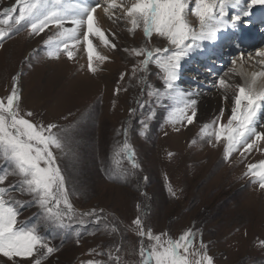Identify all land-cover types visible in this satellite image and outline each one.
Here are the masks:
<instances>
[{"label":"rangeland","instance_id":"374dc122","mask_svg":"<svg viewBox=\"0 0 264 264\" xmlns=\"http://www.w3.org/2000/svg\"><path fill=\"white\" fill-rule=\"evenodd\" d=\"M100 2L103 5V0ZM129 2L117 0V4ZM9 7H18L16 0H0V19ZM193 7V0H189L187 18L198 29V18L191 14ZM100 11L113 27L106 35L116 48L92 38L97 51L109 58L93 62L95 74L88 69L86 42L78 45L74 59L69 60L63 51L59 59L47 56L44 41L55 34V28L33 36L22 23L18 26L21 30L0 48V98L6 99L13 77L19 75L21 115L32 112L33 116L26 118L38 125L55 124L53 131L70 139L67 154L53 151L74 209L78 213L96 209L102 217L99 223L94 217H83V225L73 221L70 229H57L40 219L42 210L32 195L16 190L12 195L23 202L18 208V226L39 223L41 234L58 249L43 264H85L88 260L116 264L109 260V252L119 256L118 264H141L142 238L133 223L137 218L142 220L144 230L151 229L154 235L166 233L178 239L192 230L196 233L195 247L199 248L202 240L214 264H264V190L245 175L248 165L264 160V142L243 155L241 149L226 158L224 141L217 143L214 138L200 135L203 125L220 117L222 109L225 124L231 115L235 89L221 90L214 86L216 80L223 77L233 86L247 83L237 73L240 52L232 49L233 44L227 47L219 41L213 44L210 55H204L200 52L208 44L204 41L182 61L177 84L186 92L196 93L197 116L191 125H173L167 118L174 102L148 94L155 89L164 91L159 68L151 63L146 73L141 72L139 61L143 57L124 51L140 47L171 50L172 46L155 33L149 40L142 27L129 32L131 25L126 20L114 22L104 15L103 7L97 9ZM113 11L122 15L120 8ZM123 24L129 44L122 35ZM256 25L259 28L253 27V33L260 39L262 25ZM263 47L264 41L255 46L253 53ZM219 90L228 91L231 103L224 101L215 114L198 119V107H209ZM261 125L264 110L258 113V130H264ZM64 129H68L67 134ZM125 142L135 152L138 168L132 167L127 152L121 150ZM4 167L0 159V168ZM19 180L9 176L0 186L18 185ZM143 243L147 246L151 242L145 237ZM17 261L32 264V260ZM0 264L13 261L0 256Z\"/></svg>","mask_w":264,"mask_h":264},{"label":"snow or ice","instance_id":"6c2138e0","mask_svg":"<svg viewBox=\"0 0 264 264\" xmlns=\"http://www.w3.org/2000/svg\"><path fill=\"white\" fill-rule=\"evenodd\" d=\"M193 3L191 14L198 18V29L187 18L189 0H130L128 4H117V0H103V5L100 0H95V3H89L88 0H16L18 7L3 10L4 16L0 19V48L4 47L7 39H11L21 30L18 26L22 23L33 36H40L46 30L55 28V34L44 41L47 56L50 59H59L63 51L69 60L74 59L78 45L86 42L88 69L95 74L97 67L93 62H103L109 58L97 51L92 38H99L111 49L116 48V44L108 39L105 30L100 26L97 17V9L103 7V12L110 20H126L131 25L129 32L142 27L149 40L154 33L168 40L171 50L140 47L125 48L124 51L143 57L139 61L141 72L146 73L151 63L159 68L164 91L155 89L148 94L157 99L165 96L174 102L168 122L173 125H191L197 116L198 101L194 98L196 93L186 92L178 87L182 61L201 43L215 42L219 38L218 34L225 31L233 33V46L243 59L244 37L239 34L240 26H255L252 19L255 17L253 9L259 7L264 13V0H193ZM117 8L122 9L121 16L113 11ZM229 8H237L238 11L234 16H229ZM15 13L18 14L14 17ZM255 23L264 26V14ZM255 56L264 57V49L256 50ZM232 63L235 65L236 62ZM135 72L134 68L133 73ZM259 77H264V72L253 73L250 83L233 86L223 77L215 82L214 86L220 89H235L231 115L225 124L222 120V109L220 117L203 125L200 135L202 138H214L217 143L224 141L226 158L241 149L243 155L264 142V130L257 128L258 113L264 110V85L257 87ZM143 80L141 77V82ZM18 82L19 75L14 76L10 94L6 99L0 98V159L6 164V167L0 168V185H4L9 176L20 178L18 185L0 186V256L13 261V264H18L17 258L32 260V264H43L44 259L58 249L51 246L49 237L41 234L39 223L18 226V208L23 202L15 199L13 191L19 190L32 195L35 204L42 210L40 219L57 229H70L73 221L83 225V217H94V222L99 223L102 217L96 209L86 213H78L74 209L65 176L53 151L56 149L65 152L70 139L67 135L53 131L57 128L55 124L38 125L26 118L33 116L32 112L21 115ZM224 99L227 100L228 97L225 96ZM144 127L146 129L147 124ZM63 132L67 134L68 129ZM192 143L195 144L196 141L193 140ZM121 150L127 152L132 167L138 168L131 145L125 142ZM247 167L245 175L250 176L253 183H258L259 188L264 190V160ZM169 191H172L171 188ZM172 194L175 195L174 192ZM133 223L142 238L139 250L141 264H214L213 256L208 254V246L202 240L199 248L195 247L196 233L192 230L186 231L178 239H173L166 233L154 235L151 229L145 231L139 218ZM145 237L151 242L147 246L143 243ZM116 251L119 252V248ZM107 255L109 260L118 264L119 256L113 257L111 252ZM85 264L104 262L88 260Z\"/></svg>","mask_w":264,"mask_h":264},{"label":"bare ground","instance_id":"6f19581e","mask_svg":"<svg viewBox=\"0 0 264 264\" xmlns=\"http://www.w3.org/2000/svg\"><path fill=\"white\" fill-rule=\"evenodd\" d=\"M227 11H228L229 16H230L232 13L236 14L238 9L237 8H229V9H227ZM253 11L255 12V17L252 18L254 21H256L262 14H264L259 9V7H257L256 9H253ZM97 17L99 18L100 26L102 27V29L105 30V32L107 30H109V31L113 30L112 25L108 22V19L105 16H103L101 11L97 12ZM225 19L227 20L228 17H225ZM124 24L126 25V22H124ZM124 24L122 25V30H124V32L122 31L123 32L122 35H124L123 37H124L125 43L129 44L128 34H127V30H125V28H124L125 27ZM256 24H258V23H254L255 26H253V27H255L257 29V28H259V26ZM65 26L70 27L71 25H65ZM253 27H245L243 25L240 26V33L239 34L244 37V42H243L244 58L241 59L239 57V62L237 63V65L235 64L237 66L236 67L237 73L241 77H243V79L247 83L251 82V80L253 78V73L264 72V63H262V62H264V57H257V56H255V52L253 53V50H255V46H257L260 42L264 41V38H263L264 37V26L260 27V30L262 31V33L260 35L261 36L260 39H257V36L255 35V33H253ZM218 37H219L218 40L215 42L207 41L208 44L205 47L200 48L201 54L203 53L204 55H206V54L210 55L213 52L212 51V48L214 47L213 44H217L219 41L222 42L223 45L226 44L227 47H229V46L231 47V45L233 44V42H232L233 41V33L231 31L221 32L218 34ZM233 48H235V47H232V49ZM262 49H264V47ZM222 53H224V50H222ZM218 54H219V52H218ZM257 65H258V68H257ZM236 84H237V82H236ZM262 85H264V77H259L257 79V87H260ZM93 87L94 86H92V89H93ZM227 94H228V91L227 92H224V91L221 92L219 90L216 93V95H217V98H215L216 100L211 101L213 103H210L209 107H207V106L205 107V104L200 105L198 107V111H199V118L198 119H207V117H210L212 114H215V112H217L220 108H222L224 106V101H229L231 103L232 100L229 97L227 100L224 99V97ZM226 106L227 105H225V108L227 109Z\"/></svg>","mask_w":264,"mask_h":264}]
</instances>
